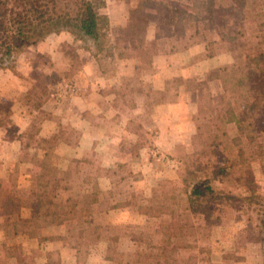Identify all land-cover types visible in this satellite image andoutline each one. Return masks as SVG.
I'll list each match as a JSON object with an SVG mask.
<instances>
[{
    "label": "trees",
    "instance_id": "1",
    "mask_svg": "<svg viewBox=\"0 0 264 264\" xmlns=\"http://www.w3.org/2000/svg\"><path fill=\"white\" fill-rule=\"evenodd\" d=\"M164 9L173 20L176 36L182 39V50L204 43L205 56L212 58L217 50L236 54L244 51L243 38L247 34L255 35L258 42L254 51L218 70L223 86L219 96L204 94L205 81H189L193 82V89L198 93L195 119L203 121L204 133L193 137L194 151L178 159L184 177L183 188L176 195L158 188L141 209L149 220H156L148 228V238L160 235L156 239L159 241H147L150 252L146 257L129 254L123 264H194L196 254L192 251L187 258L175 255L180 249L191 250L190 245L196 243V239L186 240L194 238V228L180 218L183 212L179 210L194 208L201 221L199 230L216 225L218 217L213 216L211 206L219 204L221 199H235L231 192L215 188L213 184L216 182L242 187L248 195L236 198L249 204H260L262 199L254 192L256 182L251 164L258 162L264 173V134L255 132L251 116L255 112L264 116V0H139V4L128 11V23L122 38L135 42L137 48L133 57L141 64H149L155 55L154 51L146 53V31ZM62 32L70 33L74 41H81L84 45L91 42L97 49L92 54L98 59L104 50V42L108 41V20L99 14L96 0H0V69L13 70L25 48ZM84 49L91 50V47L88 45ZM34 106L39 108L37 104ZM229 123H233L238 131L233 138L222 130ZM242 138L245 139L244 146L240 143ZM225 141L237 148L236 157L205 161V151L220 147ZM206 169L209 175L201 182L200 174ZM61 183L55 177L41 175L25 202L0 193V208L4 215L14 214L22 207L30 209L29 219L17 221L14 235L28 228L69 226L78 218L90 216V204H95L96 199L87 202L84 198L81 202L71 197L49 196L52 188L69 190L68 182L66 185ZM179 194L185 196L187 207L180 203L179 199L183 198H178ZM169 199L174 203H169ZM173 205H179L180 209H174ZM198 207L202 208L199 212ZM114 208L117 206L107 209ZM259 222L264 243V214ZM136 240L146 242L143 236ZM106 259L112 260L110 257Z\"/></svg>",
    "mask_w": 264,
    "mask_h": 264
},
{
    "label": "rangeland",
    "instance_id": "2",
    "mask_svg": "<svg viewBox=\"0 0 264 264\" xmlns=\"http://www.w3.org/2000/svg\"><path fill=\"white\" fill-rule=\"evenodd\" d=\"M96 2L99 14L103 16L106 15L105 12L107 10L114 11L117 7L114 0H96ZM122 4L124 7L126 6L129 11L131 7L139 4V0L122 2ZM126 25L123 28L120 27L111 30L108 25V41L104 42V50L99 54L98 59L92 54V51L96 52L97 49L91 42L84 45L81 41H74L73 36L68 32L51 34L42 41L25 48L17 58L13 70L0 69L3 77L5 74H11L14 76L13 86L16 87L14 89L16 94H13V98L16 106L18 104L17 100H20V102H26V105L30 110L38 112L45 103H51L54 105L60 103L63 104L64 102L85 94L87 88L86 81L88 82L89 79L95 81V79L99 78L98 74L100 72L108 71L109 74H111L112 71L118 70L115 57L118 56L123 59L130 57L134 58L133 55L137 48L135 42L124 41L122 38ZM174 29L173 20L170 19L168 10L164 9L157 16L156 21L148 25L145 37V47L148 49L146 53L150 54L154 51L156 55L157 53H173L176 52V50H182V39H179L176 36ZM150 37L155 38L151 43L148 42ZM257 42L255 35L252 33L247 34L243 38L244 51L237 54L228 50L216 51L217 54L215 56L221 54L229 55V57H231V62L229 64L213 68L202 75L199 80H172L168 83V88L174 91L176 86H184L187 90L195 92L197 103L198 93L193 89V82L189 81H205L206 86L204 88V94L207 95L206 93H209L213 97L219 96L223 92V86L218 78V70L222 67L230 66L237 58H244L248 52L254 51L257 47ZM88 45L91 47V50L84 49V47ZM86 57H88L87 66L89 67L91 64V71L89 74L83 71ZM152 58H150V63L147 65L139 63V60L135 58L137 60L135 72L131 71L130 66L123 65L124 67L122 66L120 69L125 76L121 78L122 80L120 79L119 82L121 84V86H119V100L120 103L127 106V108L132 101L133 93L135 91L137 93L140 90H149V82L141 80V77L149 76L148 71L151 67L150 64ZM198 59L199 57H195L187 61L191 62ZM253 79L255 78L253 77ZM5 82L3 78H0L1 86L5 87L6 85H9V83ZM111 82L117 83V81L112 78ZM18 87L21 89L26 88L25 92L22 90L19 91ZM4 101L5 102L0 103V117L7 118V115L9 116V113L14 109V101L12 98ZM35 104L39 105V108H35ZM24 114L25 113L21 111V109H16L14 117L22 119L25 116ZM195 116H197V114ZM37 117L38 120L41 119L39 116ZM2 118H0V123H3L4 121L1 120ZM251 120L255 132L259 135H263V114L261 112L253 113ZM195 121L198 126L197 134H203V121L198 119H195ZM35 129H37L36 126L31 128L30 133ZM131 129L137 130V133L140 135L139 141L132 151V157H134L136 153H138V148L145 143L146 136H144L143 129L140 127L137 128L136 126H132ZM222 130H224L230 138L238 135L237 128L233 123L226 124ZM63 137L67 140H70L71 138L73 141L76 139L75 133L69 131L63 132ZM193 137L189 140L188 150H186L185 145L175 148L173 153L175 159L167 155V153L159 147H151L145 152V160L152 164V167L160 169L164 174L163 179L157 182L156 185H147V183L143 184L141 181L134 182L133 179H135L136 173L134 174L131 172L129 165L117 164L115 167L104 173L110 177L109 185L111 186L109 189L101 191L96 181L97 178H100L103 175V171H101L96 163L98 160L93 157V162L90 163L91 167L87 174L81 175L73 171L67 173L65 177H58L50 172L47 173L44 170V168L47 167H42L41 172L38 170L36 171L37 177L36 180L32 182L33 186L30 189L22 187L23 183L18 180L15 173L7 181V184L2 185L0 183V193L25 202L29 200V194L37 185L38 178L41 175L55 177L62 182L61 185H66L68 182L67 185L69 186V190L62 191L60 187L52 188L49 192V196L52 198L62 197L63 199L71 197L74 200H79L81 202H84L82 201L84 198L87 202H91L92 199L97 200L95 204H90L92 212L90 213V216H83L82 218H78L76 222L69 224V226L65 225L67 234L69 235V243L75 244L76 246H78L83 239L82 226L85 227V224L88 225L89 222L91 226H93L86 229L88 232H92V234L94 233V236L90 237L89 248L91 249H89V253H86L84 249H81L82 252L80 251L77 256L79 258L78 264H123V260H126L125 256L129 254L146 257L150 252V246L147 241H152V243L159 241L156 239L160 237V235L152 237L151 239L148 238V228L150 224L156 220H149L148 217L142 213L141 209L148 203L153 192L158 188H164V191L168 193L170 191L171 195L172 193L175 195L178 194V191L183 188V185H185L184 177L178 159L186 154H191L192 151H194V145L192 143ZM258 140L262 139L259 138ZM26 141H28V138L24 143ZM240 143L244 146L245 139H240ZM29 144L32 146L35 144L38 145V143H35L32 139L29 140ZM49 145L51 146L52 143ZM236 150L237 148L234 147L232 143L225 141L220 147L207 149L205 151V161L214 162L221 157L233 159L237 155ZM48 160L51 161V158H48ZM171 165H174L175 167L174 172L172 173L169 172ZM251 167L256 182L254 192L256 195L262 197L261 203L249 204L247 201L237 199L236 196L243 198L248 195L245 189L238 185H229L222 182L214 183L213 185L215 188L224 190L225 192H231L235 199H221L219 204L211 206L213 209V216L218 217V221L216 225L211 226L208 230H199L198 225H200L199 222L201 223V221L197 212L193 211L194 208L183 211L180 209L179 205H173L174 209H180L179 212H183L180 218L193 225L194 238H186V240L191 242L193 239H196V243L190 245L192 247L191 250L180 249L176 252L175 255L178 258L180 257L179 255L187 258L190 251H192L193 254H196V261L194 264H264L263 232L262 226L259 222L261 216L264 214V206H262L264 205V173L258 162H253ZM208 175V169L201 172L200 181L202 182ZM85 183L92 184H87L88 188H90L88 193L82 191L85 189V185H83ZM172 190H174V192H172ZM158 193L160 194L161 191ZM181 196L183 199L180 198ZM181 196L180 194L178 195L180 203H185L184 205L187 207L188 203H186L185 196L182 194ZM168 202L174 203V200L169 199ZM80 204L83 206V203ZM123 204L126 205V208L130 209L129 213L124 215L111 213L110 216H108L109 218L107 217L108 207L117 206V208H119ZM23 209H26L27 211L29 210L28 212L30 213V209L22 207L19 210H16L14 214L4 215L0 208V229L3 232L5 240H11L19 235L26 234L36 229L51 227L28 228L25 231L14 235L13 230L17 228V221L19 219L30 218H22L23 213H26ZM201 209L202 208L198 207L197 211L199 212ZM86 217L88 219L90 218L89 222L82 224V220ZM19 228L20 227H18V229ZM141 236H143L146 242L136 240L137 237ZM161 238L163 239L162 235ZM112 239L115 241L112 242ZM185 243L187 242L185 241ZM26 257L27 255L25 258ZM28 257L31 260L32 256L30 255ZM107 257H110L112 260H107ZM103 258L104 261H101ZM55 259V262L48 264H60L59 259ZM3 262L4 261L0 258V264H3ZM26 262L27 264H30L28 259L25 260V263ZM13 264H17V262Z\"/></svg>",
    "mask_w": 264,
    "mask_h": 264
},
{
    "label": "crops",
    "instance_id": "3",
    "mask_svg": "<svg viewBox=\"0 0 264 264\" xmlns=\"http://www.w3.org/2000/svg\"><path fill=\"white\" fill-rule=\"evenodd\" d=\"M114 1L117 4L116 10H107L104 15L110 30L126 25L128 8L122 2L132 0ZM154 39L150 37L148 42L151 43ZM205 53V45L202 43L173 53H157L151 59L149 76L141 77V80L149 82V90H140L137 93L135 91L128 108L119 100V82L125 76L120 69L123 65L130 66L131 71L135 72V58L123 59L116 56L118 70L111 74L102 71L95 81H86L85 94L63 104L45 103L38 112L30 110L26 102L20 100H17L16 106L13 98V94H16L14 76L5 74L4 78L0 72V78L9 83L5 87L0 85V103L9 98L14 101V109L9 116L0 117L4 120L0 123V183L7 184L16 173L18 180L23 183L22 187L30 189L32 182L36 180V171L41 172L42 167H47L44 168L47 173L58 177H65L73 171L84 175L89 172L90 163L95 157L98 160L97 165L103 171V175L96 181L101 191L111 186L110 177L104 173L117 164L129 165L131 172L136 173L134 182L156 185L163 179L164 174L145 160V152L151 147H159L174 158L175 148L185 145L188 150L189 140L198 132L194 119L197 114L195 92L182 85L176 86L173 91L168 88V83L172 80H199L213 68L231 62L229 55L207 58ZM195 57L199 59L187 61ZM87 62L88 57L83 62V71L89 74L91 64L88 67ZM111 78L117 83H112ZM18 90L25 92L26 88L18 87ZM16 109L25 113L22 119L14 117ZM37 116L41 119L38 120ZM34 126L37 129L30 133ZM132 126L142 128L146 136L145 143L138 148L134 157L132 151L140 135L137 130L131 129ZM66 131L75 133V141L63 137V132ZM27 138L28 141L24 143ZM30 139L38 145H30ZM51 143L52 147L49 145ZM174 168L171 165L169 172H174ZM87 184L91 183L83 184L85 189L82 190L86 193L90 190ZM125 206L123 204L114 210L108 209L107 217L111 213H129L130 209ZM28 211L24 210L26 213H23L22 218L30 217ZM89 219L84 218L82 224L88 223ZM89 227H93L90 222L85 227L82 226L83 239L78 246L69 243L65 225L36 229L11 240H5L0 229V258L4 261L3 264H27V259L30 264H48L55 262V258L59 259L60 264H78L77 256L81 249L86 253L91 249L90 237L94 233L86 230ZM26 255H31V260L29 257L26 259Z\"/></svg>",
    "mask_w": 264,
    "mask_h": 264
}]
</instances>
